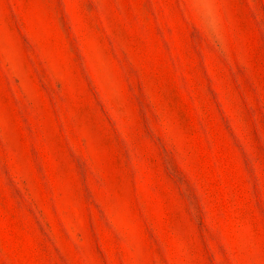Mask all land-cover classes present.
Wrapping results in <instances>:
<instances>
[{
	"label": "rangeland",
	"instance_id": "374dc122",
	"mask_svg": "<svg viewBox=\"0 0 264 264\" xmlns=\"http://www.w3.org/2000/svg\"><path fill=\"white\" fill-rule=\"evenodd\" d=\"M0 264H264V0H0Z\"/></svg>",
	"mask_w": 264,
	"mask_h": 264
}]
</instances>
